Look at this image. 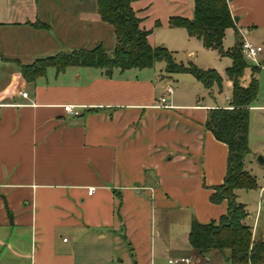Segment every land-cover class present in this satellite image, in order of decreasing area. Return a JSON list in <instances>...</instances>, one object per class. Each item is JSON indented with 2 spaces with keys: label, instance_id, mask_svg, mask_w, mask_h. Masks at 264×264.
Here are the masks:
<instances>
[{
  "label": "crops",
  "instance_id": "0c3cea01",
  "mask_svg": "<svg viewBox=\"0 0 264 264\" xmlns=\"http://www.w3.org/2000/svg\"><path fill=\"white\" fill-rule=\"evenodd\" d=\"M66 2L0 0V30L13 31L0 43V264H167L172 256L226 264L214 249L199 256L188 232L192 217L208 223L226 211V200L214 203L209 196L223 181L227 147L204 122L209 108L229 107L231 81L221 74L229 89L222 103L213 86L204 88L206 102L196 93L189 98V90L186 100L176 101L171 77L151 67L114 69L109 76L89 66L59 73L49 67L26 82L19 65L90 48L105 32L114 35L95 0ZM227 4L233 26L224 36L262 47L257 61L250 60L258 90L249 133L250 114L264 118V0ZM131 7L150 45L172 51L169 44L177 40L204 47L183 27L168 24L171 16L192 18L193 0H132ZM43 16L51 19L49 27H34ZM63 45L68 51L58 49ZM249 149L243 167L256 187L234 194L256 240L264 239V158H255L259 148ZM250 191L259 197L251 211Z\"/></svg>",
  "mask_w": 264,
  "mask_h": 264
},
{
  "label": "trees",
  "instance_id": "16d2710c",
  "mask_svg": "<svg viewBox=\"0 0 264 264\" xmlns=\"http://www.w3.org/2000/svg\"><path fill=\"white\" fill-rule=\"evenodd\" d=\"M131 1L95 0L100 20L108 24L114 34L110 53L97 42L92 48L58 52L36 58L30 64H21L20 76L26 82L33 83L38 77L44 76L49 67L59 73L69 66L100 68L109 76L114 69L149 68L161 61L164 63L163 75L188 73L204 88L216 85L221 89L222 78L213 68H201L191 61L187 64L178 62L173 57V51L160 45H150L147 31L139 27V19L131 7ZM168 24L183 27L188 36L199 38L204 47L215 49L220 55H227L231 59V64L224 69L231 81L229 107L209 108L204 122V127L214 138L227 147L223 181L213 186L209 196L214 203L226 200V211L217 221L208 223H199L192 217L188 232L189 245L199 256H204L212 249L217 250L223 255L226 264H264V239H252L250 227L243 221L246 210L234 194L238 188L256 187L254 176L243 167V159L250 152L247 141L249 106L258 90L255 77L257 68L248 63L241 53L238 37L231 47L224 49L222 46L225 29L233 26L227 0H193L192 18L171 16Z\"/></svg>",
  "mask_w": 264,
  "mask_h": 264
},
{
  "label": "rangeland",
  "instance_id": "374dc122",
  "mask_svg": "<svg viewBox=\"0 0 264 264\" xmlns=\"http://www.w3.org/2000/svg\"><path fill=\"white\" fill-rule=\"evenodd\" d=\"M64 3L67 5L66 0H64ZM50 21L51 19L49 17L43 16L42 21L40 19H36L33 24L37 28L41 26L42 28L47 29L49 27ZM10 31L12 30H8V29L0 30V43L2 42L4 43V45L6 44V39H7V36L10 34L9 33ZM105 31L106 30L104 29V32ZM12 35H14L18 40L22 39V35H17L16 31L12 33ZM101 37L103 38L104 41L100 43L105 48V50L108 53H110L114 45V35L113 36L110 34L108 35L105 32V34L103 33ZM233 43H234V38L230 35V33L229 35L224 36L223 42H222V46L224 49H227L230 45H233ZM169 45H170L169 47H171L173 51V57L175 58L176 61L178 62L181 61L182 63L187 64L189 60H192L194 64H196L197 66L201 68H213L220 76L221 74L223 75V73L225 74L224 72L225 67L231 63L230 62L231 60L227 55H220L215 49H208V48L202 47L200 44L199 45L197 44V46H194L186 42H182V41L179 42L177 40L176 41L173 40L172 43ZM60 47L61 48H58V49L68 51L66 50L65 45L60 46ZM190 50L194 52L193 56H190L188 54ZM54 51L56 50H50L49 53L50 54L56 53ZM246 60L248 63H252L250 59L246 58ZM163 68H164V63L161 61L155 63L151 67V69L153 70L156 69L158 72L162 74H163ZM151 69H148V70H151ZM169 76L171 77V79H169L168 84L171 85L174 89L173 96L174 98H176V101L186 100V97H188L187 90L191 92V96L189 98L194 97L193 95H195V93L198 94L199 99L200 97H204L205 102L207 98H209L208 97L209 95H207L206 90L204 89L203 85L199 81H196L192 75L187 74V73H174ZM228 90L229 89L224 86H221V90H219L216 85H213L212 87L213 95L217 98V101L221 103H222L224 96L228 94L227 92ZM200 101L202 100L200 99ZM250 116H251V122H250L251 128L247 135V141H249V147L253 151H255L256 148L257 149L259 148V151L257 152V156L255 158H257L258 155L264 158V118L255 111H253L250 114ZM251 192L252 191H250L247 195L249 197V200H248L249 202L246 205V208L250 211L252 210L254 206H257L256 204L258 203V199H259L258 197L256 200L255 198L256 194L251 193ZM251 194H254V195H251ZM215 252H218V251L215 250Z\"/></svg>",
  "mask_w": 264,
  "mask_h": 264
},
{
  "label": "built area",
  "instance_id": "2783aa9c",
  "mask_svg": "<svg viewBox=\"0 0 264 264\" xmlns=\"http://www.w3.org/2000/svg\"><path fill=\"white\" fill-rule=\"evenodd\" d=\"M241 45V53L248 59H250L253 62L257 61V56L261 52L262 47L260 44H256L248 39H242L240 42ZM20 94L23 97H27L26 91H20ZM160 102H162V106H168L166 102L165 96H162L160 98ZM63 109L69 113H72L74 115H79V110L75 109L70 104L63 105ZM92 189L90 188L88 190V193H90ZM64 240V239H63ZM167 264H193V259L189 256H172L167 258Z\"/></svg>",
  "mask_w": 264,
  "mask_h": 264
},
{
  "label": "water",
  "instance_id": "95a60500",
  "mask_svg": "<svg viewBox=\"0 0 264 264\" xmlns=\"http://www.w3.org/2000/svg\"><path fill=\"white\" fill-rule=\"evenodd\" d=\"M258 159H259L260 161H262V157H261V156H259Z\"/></svg>",
  "mask_w": 264,
  "mask_h": 264
}]
</instances>
